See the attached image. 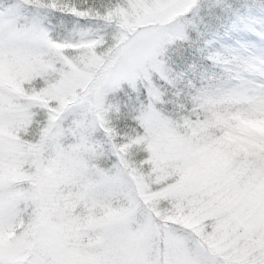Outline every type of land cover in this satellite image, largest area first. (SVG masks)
I'll return each instance as SVG.
<instances>
[{"label": "snow or ice", "instance_id": "1", "mask_svg": "<svg viewBox=\"0 0 264 264\" xmlns=\"http://www.w3.org/2000/svg\"><path fill=\"white\" fill-rule=\"evenodd\" d=\"M0 264H264V0H0Z\"/></svg>", "mask_w": 264, "mask_h": 264}]
</instances>
